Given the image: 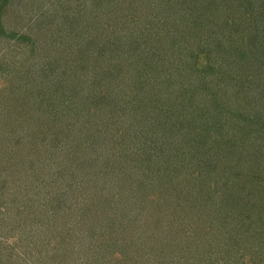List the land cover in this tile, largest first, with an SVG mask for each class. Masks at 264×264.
Instances as JSON below:
<instances>
[{
  "label": "trees",
  "instance_id": "obj_1",
  "mask_svg": "<svg viewBox=\"0 0 264 264\" xmlns=\"http://www.w3.org/2000/svg\"><path fill=\"white\" fill-rule=\"evenodd\" d=\"M36 1L0 0L55 43L0 84V264H264V0ZM188 36L218 68L168 69Z\"/></svg>",
  "mask_w": 264,
  "mask_h": 264
},
{
  "label": "rangeland",
  "instance_id": "obj_2",
  "mask_svg": "<svg viewBox=\"0 0 264 264\" xmlns=\"http://www.w3.org/2000/svg\"><path fill=\"white\" fill-rule=\"evenodd\" d=\"M40 1H41L40 4H42V0H40ZM101 1H100V4L102 3L101 4L102 6L106 5L103 1L102 2ZM19 2H23V0H19ZM36 2H38V0ZM76 3H78V0H71V4L70 5L71 6H75ZM47 5L48 4H45L46 7H47ZM91 6L92 7H90V6H88V7L90 9L91 8L94 9L93 5H91ZM15 8L18 9V10L16 9V13L19 12V14H17V17H16L17 18L16 19L17 23L16 24H12L11 23L12 25L9 26V28L7 29L8 31H6V32L7 33L10 32V34L13 33V34H17V35H15V37H12L11 39L7 38V39L3 40V39L0 38V84L3 83V81H4L3 80V78H4L3 75L7 74L6 72L8 70L12 69V67H9V66H13L14 65L13 67H17L18 68V67L23 66V65L24 66L28 65L29 67L28 66L27 67L30 68V69L38 68L36 65H33L32 67H31V65L32 64H38L39 65V61H40L39 60L40 59L39 52H40V50L46 49L49 45H52V46L55 45V43H52L50 40H48L49 39L48 38L49 35L47 33H41V32H38V31H34V28H31L30 30L28 29L30 24H31V21L33 19V13H31L32 17L30 19V23H26L27 24L26 25L25 22H26L27 16H29L28 15L29 13L26 14L27 12H26L25 9H23L22 6H20V7L16 6ZM233 9H235V10L238 9L239 10L240 9L239 4L235 2L234 5L229 9V12L231 13L232 12L231 10H233ZM105 11H106V9L104 10V12ZM99 13H101V12L99 11L98 14ZM233 14H236V12H234ZM93 15L95 17L96 12H94L93 14L92 13H87V18H88L89 21H91L93 19ZM21 16L25 20L23 18H21ZM232 17H234V16H232ZM231 19L232 18H230L228 23H227V28L229 27L230 30L233 29V28L231 29L230 26H229ZM102 20L105 21V19H102ZM59 21H61V20L59 19ZM92 26L93 27L95 26L94 21L92 22ZM93 27H92V29H90V27H89L87 29V32L88 33H90V32L93 33ZM258 27L262 28V25L259 24ZM117 28H118V30L123 31V29L120 27V25ZM246 30H247V26L246 27L245 26H243V27L238 26L237 31H240V32L237 33V34H233L232 33L230 37L236 39L237 35L240 36L241 33H246ZM123 33H125V31H123ZM22 34H23V36L25 34H27V36L32 39L33 45H31L30 42H28L24 38H22V37L20 38L19 36H22ZM212 36H213V34H212ZM212 36H211L210 42L212 41ZM16 37H17V39H16ZM183 37L184 36H182V38ZM67 38H69V37L67 36ZM182 38H180V40H182ZM262 39H263L262 37H259L258 41L262 42ZM224 43H225V41H224ZM197 45H199V42L196 43V39L195 38L191 39L188 36L187 40L185 39V41L181 42V51H179V54H181L182 56H180L181 57L180 60L178 59V57L177 58L172 57V59H171V60H174L173 64L175 66V69H171L172 68L171 66H170L171 68H168V69L178 72L180 69H178L177 66L179 65L181 67H185L186 66L185 63H187V67L184 70L185 73L189 72L188 70L197 69V68L203 70V68H204L203 66L205 64H207V65L210 64V60L209 59L210 58H214V56L216 55V53L218 51V48H216V46L213 43H209V44L205 45V42H204V43H202L204 52H200V51H197L199 49V47ZM222 46L224 47V49L221 47V51H219V52H220V54H223L226 57L227 56L230 57V54L227 52V49L230 48V47H232V49H234L235 47H239L241 49L242 53H244V52L246 53L248 51L244 47L245 43L241 42L240 40L236 41V42L230 41V42L225 43ZM255 49L257 50V52H259V53H256L257 56L261 57L262 56L261 52L264 51L263 44H256ZM8 50H12V51L6 52ZM208 52L211 53V54H208ZM250 54L251 53L249 52V53H247L245 55L249 56ZM251 55L254 56L255 54L254 55L251 54ZM41 59H43V58H41ZM218 61H219V59L215 60V62L219 63ZM261 61L264 63V58L263 59L261 58ZM217 63H214V64H217ZM59 64L60 63L57 61V59H55V65L53 66V68L54 69H61V67L64 64H61V65H59ZM183 64H184V66H183ZM210 65L212 66V70L214 68H218L217 65H214V66L212 64H210ZM257 66H259V65L258 64L256 65V63H253V66L251 68L253 73L256 71ZM174 74H177V73H174ZM241 74H243V76H241L243 78L247 77V75H249L247 71L242 72ZM174 76H176V75H174ZM249 77H250V75L248 76V78ZM259 77L260 78H264V76H261V75H259ZM257 79H259V78H257ZM244 80H246V78H244ZM260 80L261 79H259V81ZM21 83L22 82L18 83L17 85L20 86ZM260 86H259V88H260ZM2 124L4 125L3 121H2ZM1 163H2V161H0V169H1ZM4 177H5V175H4ZM205 224L206 223H204V225H202V226H205ZM230 226H232V227L234 226V222L232 220H230ZM202 228H205V227H202ZM21 234H22V232H21ZM21 234H20L19 229L16 228V229H13V232H12L11 236H14V238H15V237H17V236H19ZM0 237H3L1 232H0ZM4 241L6 243H8L10 241V239L9 238L7 240L4 239ZM215 246H214V248H216Z\"/></svg>",
  "mask_w": 264,
  "mask_h": 264
}]
</instances>
